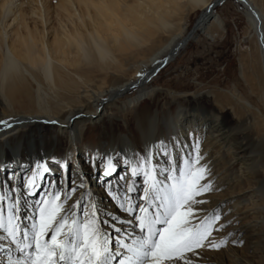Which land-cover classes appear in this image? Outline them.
I'll return each instance as SVG.
<instances>
[{
  "label": "bare ground",
  "instance_id": "obj_1",
  "mask_svg": "<svg viewBox=\"0 0 264 264\" xmlns=\"http://www.w3.org/2000/svg\"><path fill=\"white\" fill-rule=\"evenodd\" d=\"M51 1L56 4L52 5ZM225 1L201 0V3L218 6ZM234 1L244 8L260 59L264 84V16L252 0ZM10 2L0 0V33L7 27L11 34L7 46L0 37V76L9 59L21 66L22 75L7 90L0 85V106L5 111V114H0V120L20 123L15 130L0 128V163H5L13 155L20 160L18 152L22 150L25 166L35 165L37 161L50 166L48 159L55 154L60 157L59 139H64L67 144L57 164L71 162L75 165L78 152L81 157L97 148L128 152L138 141L143 145L145 139L151 141L157 137L170 139L175 136L181 143H191L188 139L190 131L206 134L201 141V154L211 165L212 178L220 181H216L217 187L223 183L245 186L240 187L236 194L227 190L219 200L227 199L243 206L240 210L234 206L223 208L225 213L231 212L232 207L235 209L229 217L233 224L228 233H234L232 239L264 237V128L260 124V110H252V113L248 109L238 111V106L239 109H242L241 105L245 106V100L238 92H232L226 96V102H230L226 104L228 107L219 103L216 116L208 113L207 118H202L200 113L204 109L195 106L190 120L187 96L146 88V84L178 56L197 32L202 31L211 39L216 36L212 30H221L222 24L213 11L209 18L203 6L192 8L203 15L200 14L193 30L187 33L185 16L170 19L167 29L156 21L155 14L151 16V26L141 21L139 15L125 21L121 14L117 21L93 7L99 0H16V6L8 10L9 18L5 19L4 6ZM128 2L135 3L136 0ZM142 14L147 16L146 11ZM125 29L135 31L139 39L130 40ZM100 42L105 43L112 53V59L106 64L95 55V45ZM146 49L150 51L149 56L135 62L138 67H147L145 72H151L157 61L167 58L166 65L162 64L150 80H145L142 87L133 88L134 83L140 84L138 79H112L115 69L125 70L128 62ZM240 73L243 79L247 73L248 77L255 78L254 68L248 69L246 58L241 63ZM134 89L137 90L136 97L127 104L132 110L127 118L119 117L122 107L116 106L117 100ZM211 97L214 104H218L213 94ZM147 98L153 101L162 98L164 103L161 107L166 109L164 105L167 103L173 104L174 109L171 112L167 108L160 113L155 104L134 106ZM259 99L264 106V91ZM196 112L199 116H194ZM224 113L232 115V123L225 122ZM194 117L200 119L197 125L193 122ZM211 118L214 119L209 125ZM255 137L257 139L252 142ZM70 152L73 153L71 161ZM225 155L230 157L229 163L224 162ZM225 164L233 167L231 175ZM93 190L99 198L95 185ZM103 203L108 204L107 200ZM256 228L261 230L255 232ZM234 252L232 264H254L252 257H246L237 250Z\"/></svg>",
  "mask_w": 264,
  "mask_h": 264
},
{
  "label": "snow or ice",
  "instance_id": "obj_2",
  "mask_svg": "<svg viewBox=\"0 0 264 264\" xmlns=\"http://www.w3.org/2000/svg\"><path fill=\"white\" fill-rule=\"evenodd\" d=\"M15 6L16 0L5 4V19ZM202 6L210 18L216 5L201 0H99L93 5L117 21L121 14L125 21L139 15L149 26L155 14L165 29L170 19ZM125 31L130 40L139 39L135 31ZM0 37L7 46V27ZM95 55L105 64L112 59L103 42L95 45ZM166 63L167 58L151 72L137 73L140 84L132 87H142ZM21 75V66L9 59L0 85L7 90ZM200 115L207 118L208 112ZM19 123L0 121V128L15 130ZM188 139L191 143L175 136L145 139L128 152L97 148L83 157L78 152L75 165L59 163L56 169L40 161L25 167L22 150L20 160L8 157L0 163V264H202L205 251L218 252L230 240L242 246V238L232 239L234 233L219 236L232 227L231 213L222 205L204 207L221 189L201 154L199 137L190 131Z\"/></svg>",
  "mask_w": 264,
  "mask_h": 264
},
{
  "label": "rangeland",
  "instance_id": "obj_3",
  "mask_svg": "<svg viewBox=\"0 0 264 264\" xmlns=\"http://www.w3.org/2000/svg\"><path fill=\"white\" fill-rule=\"evenodd\" d=\"M252 1L264 16V0H252ZM51 3L52 5L54 3L56 4V2L54 1L53 2L51 1ZM241 6L242 5L240 3L234 0H226L225 2L220 3L218 6H216L213 9V13L214 15L219 17L222 24L221 30L218 31L215 29L212 30V32L216 36L213 39H211L207 37L205 34H203L202 31L197 32L194 35V38L186 44L183 50L179 52L178 56L170 64L166 65L161 70H159V72L146 84V88L147 89L158 88L164 91L165 93H176L179 96L185 95L187 96L186 99H188L187 101L188 109L192 107L196 108L198 106V108H202L204 109V111L206 110L208 113H212L215 116L218 110L217 108H219L220 106L219 103L221 104V106H227L226 104L230 102H226L227 101L226 96L229 93L238 92L241 95L242 99L245 100V106L241 105L242 107L240 108L242 109H239L238 108L239 106L238 107L236 106L237 110L243 112V110L246 111L248 109L249 112L252 113V110L256 111V109H259L262 118L260 124H262L261 126H263L264 128V106L260 103L261 101H259L260 100L259 95L262 93V91H264V84L261 78V64H260V59L258 57V53L256 51L253 33L249 29V24L247 17L245 16L244 13V8L243 6L242 7ZM201 13L202 12L198 11L197 9L196 10L190 9L187 15H185L187 33L193 30L195 24L197 23V20H199L200 16L202 15ZM149 50L146 49L145 50L146 52L145 51L141 52L142 55L139 54L138 56H136V58L130 60L128 62L129 65L126 66L125 70L115 69L113 71L112 79L136 80L137 73L142 71L145 72L147 67L145 66L138 67V65H136L135 62L138 61L139 59H146L150 54ZM245 58L248 61V69L250 70L254 68L255 78L253 77L250 78L251 77L250 75H249L250 77H248V73L244 75L245 76L244 79L243 77H241V73H240L241 63L243 60H245ZM245 67L246 65L244 66V69ZM249 74H251V72ZM251 79H253V81ZM95 81H97V79H95ZM253 85L256 86L254 87ZM255 90L256 93L254 92ZM136 93L137 90L134 89L125 96L117 100L116 106H118V108L122 107L120 108V110L121 109L122 110L121 111L119 110L120 112L118 113L119 117H121L122 115L125 116V118H127V115H129L128 113H130V111L132 110V108L129 107V105H127L129 104L128 101L130 99L135 98ZM212 94L213 96H215L214 99L218 104H214V102L212 101L213 100V98L211 97ZM153 100L154 99L147 98L134 106L138 108L139 106L142 107V106H150L151 104H155L156 110L161 111L160 113H162L167 108H169L171 112L174 109L173 104L168 105L167 103L164 105L165 107H167L166 109L161 107L162 104L164 103V100L162 98L157 99L156 101ZM197 101H199L198 105L196 104ZM192 112L193 111L188 112V116H189L188 119L190 120H192L191 117H193ZM0 114H5V111L1 106H0ZM194 116H199V115L196 112ZM213 119L214 118H211V120L208 122L209 125H211V121H213ZM224 120L228 124L232 123L233 122L232 115L230 113H224ZM0 121H8V120L4 119ZM193 122L195 125H197L198 123H200V119H197L196 117L193 120ZM196 135L199 137L200 141H202L205 138L206 134L202 135V133L201 134L198 133ZM263 137L264 136H262V138ZM256 139H257L256 137L253 138L252 142H254L253 140ZM66 144L67 143L64 139L58 140V146H59L58 151L60 153V157L61 155H63ZM55 155L56 156H54L53 158L48 159V161L50 162V166L52 167L54 166L58 168L57 163L60 160V157H57L58 154ZM72 157H73V153L70 152L69 154L70 161ZM223 160L224 162L229 163L230 157L228 155H225ZM218 164L220 165V163ZM215 166H217V163L215 164ZM225 166L227 168L228 173L231 175L233 171V167L232 166L227 167L226 164ZM2 175L3 174L0 173V176ZM213 180L216 186L220 182L217 180V178H213ZM216 181L218 183H216ZM233 184L228 183L227 185L223 183L220 186H218V188L220 187L219 189H221V191L212 193L208 197L210 204H206L204 205V207H206V209L208 208L213 209L217 205H222L223 208L234 206L236 210L242 209L241 207L243 206L239 205L237 202L226 201L227 199H223L222 202H219V200H221V198L226 194L227 190H228L227 192L236 194V191L238 192L239 188L244 186V184L240 185L239 183L237 185L236 183L234 185ZM214 202L216 203L214 204ZM235 209H233L232 207L231 212ZM259 229L261 230V228H256L254 231L255 232L259 231ZM228 230L229 228L226 229L227 232L225 231L221 233L222 235L219 234V236L220 237L226 236L228 234ZM258 237L251 238V236L248 237L246 236L242 238L244 242L242 246L234 247L230 242L227 246H225L223 249H221L218 252L205 251L203 254L202 264H221V262L222 264H228V263L232 264L233 261L232 253L236 250L244 254L246 257L247 256L252 257L254 264H264V253H263L264 245H262V243L264 244L263 242L264 237L261 236ZM238 239H241V237H239ZM254 241L257 243H255ZM251 243H253L252 247H251ZM258 243L259 244L261 243L260 244L261 246L260 245L258 246ZM254 249L256 250L254 251ZM233 254L236 253L234 252Z\"/></svg>",
  "mask_w": 264,
  "mask_h": 264
}]
</instances>
